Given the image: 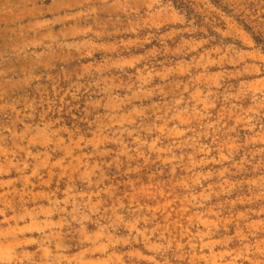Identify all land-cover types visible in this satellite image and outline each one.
Wrapping results in <instances>:
<instances>
[{"label": "rangeland", "instance_id": "374dc122", "mask_svg": "<svg viewBox=\"0 0 264 264\" xmlns=\"http://www.w3.org/2000/svg\"><path fill=\"white\" fill-rule=\"evenodd\" d=\"M0 264H264V0H0Z\"/></svg>", "mask_w": 264, "mask_h": 264}]
</instances>
